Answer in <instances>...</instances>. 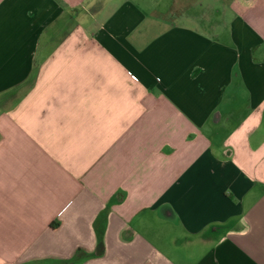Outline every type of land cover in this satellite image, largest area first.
<instances>
[{"label":"crops","instance_id":"crops-1","mask_svg":"<svg viewBox=\"0 0 264 264\" xmlns=\"http://www.w3.org/2000/svg\"><path fill=\"white\" fill-rule=\"evenodd\" d=\"M0 264H264V0H0Z\"/></svg>","mask_w":264,"mask_h":264},{"label":"trees","instance_id":"trees-1","mask_svg":"<svg viewBox=\"0 0 264 264\" xmlns=\"http://www.w3.org/2000/svg\"><path fill=\"white\" fill-rule=\"evenodd\" d=\"M49 224L51 225V222Z\"/></svg>","mask_w":264,"mask_h":264}]
</instances>
